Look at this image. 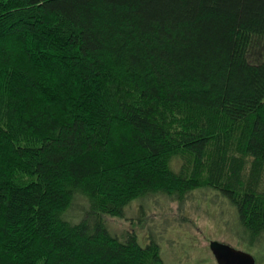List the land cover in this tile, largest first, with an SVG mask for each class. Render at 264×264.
I'll use <instances>...</instances> for the list:
<instances>
[{
  "label": "trees",
  "instance_id": "1",
  "mask_svg": "<svg viewBox=\"0 0 264 264\" xmlns=\"http://www.w3.org/2000/svg\"><path fill=\"white\" fill-rule=\"evenodd\" d=\"M201 190L264 247V0H0V264H166L107 220Z\"/></svg>",
  "mask_w": 264,
  "mask_h": 264
},
{
  "label": "rangeland",
  "instance_id": "2",
  "mask_svg": "<svg viewBox=\"0 0 264 264\" xmlns=\"http://www.w3.org/2000/svg\"><path fill=\"white\" fill-rule=\"evenodd\" d=\"M148 201L142 217L138 214L140 203L136 202L125 218H108L109 228L119 234L137 233L144 243L151 233L161 236L166 264H217L209 248L213 240L251 253L257 264H264V247L239 243L229 206L210 191H196L182 205L161 196Z\"/></svg>",
  "mask_w": 264,
  "mask_h": 264
},
{
  "label": "water",
  "instance_id": "3",
  "mask_svg": "<svg viewBox=\"0 0 264 264\" xmlns=\"http://www.w3.org/2000/svg\"><path fill=\"white\" fill-rule=\"evenodd\" d=\"M209 248L217 264H257L254 255L228 243L213 240Z\"/></svg>",
  "mask_w": 264,
  "mask_h": 264
}]
</instances>
